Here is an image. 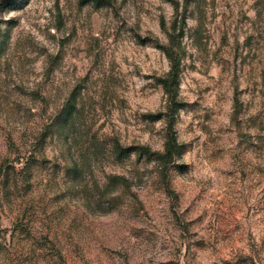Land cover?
<instances>
[{
    "label": "rangeland",
    "instance_id": "1",
    "mask_svg": "<svg viewBox=\"0 0 264 264\" xmlns=\"http://www.w3.org/2000/svg\"><path fill=\"white\" fill-rule=\"evenodd\" d=\"M0 264H264V0H0Z\"/></svg>",
    "mask_w": 264,
    "mask_h": 264
},
{
    "label": "trees",
    "instance_id": "2",
    "mask_svg": "<svg viewBox=\"0 0 264 264\" xmlns=\"http://www.w3.org/2000/svg\"><path fill=\"white\" fill-rule=\"evenodd\" d=\"M99 1L100 0H80V3L84 5V4H87L89 2L98 3ZM15 2H17V0H13V3H15ZM174 6L176 9H178L179 4L175 3ZM185 7H187V6H185ZM185 12H186V9H185ZM182 23H185V17L182 19ZM161 49L171 63L170 74L168 75V77L166 79L161 80V84L163 85V87L167 93H169L170 95H173V93L174 94L176 93L175 89L178 87L177 77H178V71H179L178 70L179 64H178V60H177L175 47L172 45L169 47L162 46ZM175 152H178L177 151V145H176L175 138L172 136L170 141L166 145L165 152L162 155H160V158L163 161L168 163L172 159Z\"/></svg>",
    "mask_w": 264,
    "mask_h": 264
}]
</instances>
